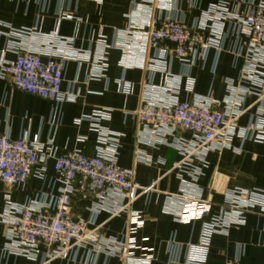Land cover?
<instances>
[{"label": "crops", "instance_id": "0c3cea01", "mask_svg": "<svg viewBox=\"0 0 264 264\" xmlns=\"http://www.w3.org/2000/svg\"><path fill=\"white\" fill-rule=\"evenodd\" d=\"M136 4L142 0H136ZM221 0H175L177 12L183 20L193 25L201 24L211 5ZM243 1H246L244 3ZM249 2L257 0H230L227 6L229 17L245 16ZM132 0H0V64L15 59L12 47L26 48L33 38H48L71 42L76 52L88 53L89 60L77 61L67 58L62 44L50 51L45 48L44 61L56 60L64 65L62 92L73 94L74 102L58 103L43 100L12 88L0 77V136L12 140L39 138L41 144L52 141L58 154L81 150L92 156L101 148L99 134L87 122L76 121L91 115L95 110H111V119L102 123V128L117 134L118 164L133 173L136 183L151 190L137 200L129 213L112 217L102 209L97 225H102L105 238H127L133 213L141 214L143 227L135 234L139 250L135 255L153 256L151 264H172L169 261L171 242L183 247L181 263L185 264L188 245H198L202 223H180L176 216L181 210V201L169 197L194 191H203L214 197L215 211L224 201L227 189L241 188L264 191V142L241 143L236 140L232 149L215 151L206 157V162L193 159L180 169L174 167L182 157L177 151L165 146H152L142 136L134 113L141 106L150 89L164 90L168 83L176 81V98L195 101L213 96L218 101L228 97L227 83H241V73L247 53V38L241 33L237 20L227 18L223 22L220 49L203 52L199 49L189 58L191 68L187 70L180 60H169L167 71L155 70L150 63L159 52L140 50L138 40H128L125 30L137 22L148 19L149 13L137 11ZM214 22L202 31L205 39L215 37ZM27 31L30 37H8L9 29ZM30 38V39H29ZM136 39V38H134ZM29 40V42H28ZM104 45L108 48L106 70L95 77ZM42 44V43H41ZM46 45V44H43ZM44 47V46H43ZM135 49L134 51L131 49ZM193 80L192 90L188 76ZM156 91V90H154ZM149 93V94H148ZM164 98L163 94H153ZM254 98H248L250 106ZM251 109L240 120L245 127L255 114ZM184 138L190 139L189 134ZM104 150L108 147L103 146ZM201 170L196 185L190 186L189 173ZM187 184L185 188L184 184ZM61 184L52 161L39 166L24 187H12L0 183V264H40V260L4 254L8 244L9 226L4 216L9 203L31 206L36 200L57 196ZM98 202L90 197L83 200L73 196L71 214L75 218L88 220ZM170 206L168 211L166 208ZM169 212V213H168ZM42 255L44 250L41 248ZM49 264H127L118 257L94 256L88 248H75L69 254L52 260ZM206 264H264V216L257 208L251 209L246 223L233 226L226 235L213 237Z\"/></svg>", "mask_w": 264, "mask_h": 264}, {"label": "built area", "instance_id": "2783aa9c", "mask_svg": "<svg viewBox=\"0 0 264 264\" xmlns=\"http://www.w3.org/2000/svg\"><path fill=\"white\" fill-rule=\"evenodd\" d=\"M132 1L135 4L137 2ZM229 1L221 0L217 5H211L201 24L190 25L181 16L174 15L177 12L175 0H142L139 6L136 4L137 11H147L148 19L125 30L128 40H138V49L159 52V56L150 66L155 70L163 68L166 71L169 60L173 58L180 60L189 70V58L199 49H203V52L219 50L223 22L227 18L237 20L241 33L247 38V53L241 73L243 86L230 80L227 83L229 95L225 101L221 102L209 96L192 102H181L176 98L178 86H175V81L168 83V88L164 90L150 89L153 90L151 95L144 96L141 106L134 113L142 136L148 144L171 148L182 157L174 169L182 168L193 159L205 163L210 153L232 149L236 140L241 143L264 142V0L249 2V11L243 17H229ZM209 20L214 22L211 28L215 37L207 40L202 31L208 28ZM8 29V37L26 39L31 36L27 31H16L10 27ZM33 40L27 43L26 48L20 44L11 48L14 50L15 59L0 64V77L15 90L43 100L61 104L74 102L76 97L73 94L62 92L63 63L53 59L44 61L42 56L45 52L50 53L45 48L51 51L54 42L63 45L67 58L89 60V54L72 50V43L64 40ZM107 49L103 42L95 77H99L106 70ZM188 81L192 90L193 80L189 76ZM153 94H163L164 98L156 99ZM252 97L254 102L247 106V99ZM254 108L256 112L250 122L241 127V118ZM111 113V110L106 109L95 110L91 115L76 121L77 124L89 123L99 134L101 148L92 156L81 150L58 154L52 141L43 145L38 137L29 141L0 136V183L24 187L37 173L39 166L44 167L52 161L61 184L57 196L42 197L31 206L16 205L8 201L9 208L4 216L9 226L5 255L49 264L75 248H88L94 256L118 257L127 264L152 263L151 255H135L139 250L135 234L144 225L141 214H132L128 236L120 240L105 238L102 235L103 226L96 224L102 209L108 211L112 217L129 213L131 206L151 190L139 186L133 173L119 166L117 149L120 136L103 129L101 125L110 121ZM184 134H189L191 138H184ZM103 146L108 147V150H104ZM200 175L201 170L192 169L189 173L190 186L196 185ZM187 184L184 187L191 188ZM75 194L83 200L92 197L98 202L99 207L93 208L88 220L72 216L71 204ZM223 197L224 201L218 205L217 211L214 197L206 196L203 191H189L188 194L169 197L172 202L176 198L181 201V210L176 216L178 222L202 223L198 245H188L186 248L185 264H206L213 237L226 235L233 226L244 225L251 209H259L264 216L262 190L227 189ZM166 209L171 211L170 206ZM170 245V263L180 264L183 247L174 240ZM41 248L44 250L42 255L39 253Z\"/></svg>", "mask_w": 264, "mask_h": 264}]
</instances>
